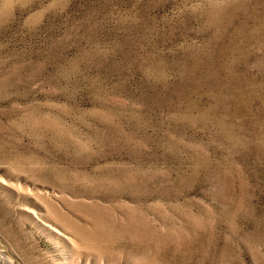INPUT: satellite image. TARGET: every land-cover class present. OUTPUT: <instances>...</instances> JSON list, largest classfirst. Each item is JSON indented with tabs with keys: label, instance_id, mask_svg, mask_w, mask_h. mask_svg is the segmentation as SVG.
I'll use <instances>...</instances> for the list:
<instances>
[{
	"label": "rangeland",
	"instance_id": "374dc122",
	"mask_svg": "<svg viewBox=\"0 0 264 264\" xmlns=\"http://www.w3.org/2000/svg\"><path fill=\"white\" fill-rule=\"evenodd\" d=\"M4 247L264 264V0H0Z\"/></svg>",
	"mask_w": 264,
	"mask_h": 264
},
{
	"label": "water",
	"instance_id": "95a60500",
	"mask_svg": "<svg viewBox=\"0 0 264 264\" xmlns=\"http://www.w3.org/2000/svg\"><path fill=\"white\" fill-rule=\"evenodd\" d=\"M7 253H8V255L10 256V257H12L18 264H22V262H19V260H17V258H15V256L14 255H12L10 252H9V250L7 249V248H3Z\"/></svg>",
	"mask_w": 264,
	"mask_h": 264
},
{
	"label": "bare ground",
	"instance_id": "6f19581e",
	"mask_svg": "<svg viewBox=\"0 0 264 264\" xmlns=\"http://www.w3.org/2000/svg\"><path fill=\"white\" fill-rule=\"evenodd\" d=\"M5 259L7 260V261L4 260L5 262H8V264H11V262L9 261V259L7 257Z\"/></svg>",
	"mask_w": 264,
	"mask_h": 264
}]
</instances>
